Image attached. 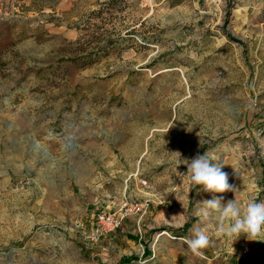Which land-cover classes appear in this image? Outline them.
<instances>
[{"label":"rangeland","instance_id":"374dc122","mask_svg":"<svg viewBox=\"0 0 264 264\" xmlns=\"http://www.w3.org/2000/svg\"><path fill=\"white\" fill-rule=\"evenodd\" d=\"M175 152L222 162L235 189L193 187ZM257 188L264 0H0V264H262L264 241L196 216ZM197 224L202 256L182 239Z\"/></svg>","mask_w":264,"mask_h":264},{"label":"clouds","instance_id":"9594fccd","mask_svg":"<svg viewBox=\"0 0 264 264\" xmlns=\"http://www.w3.org/2000/svg\"><path fill=\"white\" fill-rule=\"evenodd\" d=\"M177 157V164L187 165V174L193 187H201L204 191L211 193H224L233 191L234 186L228 183V174L222 171L225 164L220 161H213L207 153L197 155L189 160H182L179 152L173 153ZM262 191L257 188V195L250 199L245 207H241L239 201L230 200L222 204V197L213 196L205 200L203 207L199 208L196 216L200 222L207 220L213 212L219 213V220L216 225V235L225 236L228 239L237 241L242 234L249 240H261L258 237L264 236V198L258 193ZM183 243L195 256H202L203 250L208 248L211 237L205 227L193 225L190 236L183 237Z\"/></svg>","mask_w":264,"mask_h":264},{"label":"built area","instance_id":"2783aa9c","mask_svg":"<svg viewBox=\"0 0 264 264\" xmlns=\"http://www.w3.org/2000/svg\"><path fill=\"white\" fill-rule=\"evenodd\" d=\"M133 206H122L116 210L99 209L93 216V223L90 228L88 237L96 241L100 237L111 233L119 227L124 216L133 212ZM262 264H264V255L260 256Z\"/></svg>","mask_w":264,"mask_h":264}]
</instances>
